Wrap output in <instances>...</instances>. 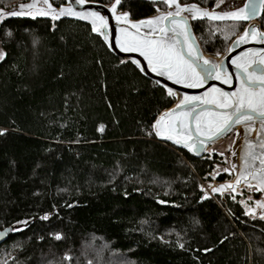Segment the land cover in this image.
<instances>
[{
  "label": "trees",
  "instance_id": "16d2710c",
  "mask_svg": "<svg viewBox=\"0 0 264 264\" xmlns=\"http://www.w3.org/2000/svg\"><path fill=\"white\" fill-rule=\"evenodd\" d=\"M27 1L0 0V8ZM165 8L121 4L133 19ZM193 26L216 54L244 24ZM0 45V232L10 230L0 264H264V220L237 198L201 199L222 158H193L156 138L153 122L174 96L90 25L10 19Z\"/></svg>",
  "mask_w": 264,
  "mask_h": 264
},
{
  "label": "snow or ice",
  "instance_id": "6c2138e0",
  "mask_svg": "<svg viewBox=\"0 0 264 264\" xmlns=\"http://www.w3.org/2000/svg\"><path fill=\"white\" fill-rule=\"evenodd\" d=\"M74 3L83 5L85 0H74ZM162 3L171 10L147 20L131 22L128 12L116 14L120 0H115L110 10L117 23L126 25L119 29L116 46L123 52H138L147 61L152 72L171 80L174 84H183L185 88L201 87L206 79L213 76L222 83H229L231 78L219 65L203 60L196 52L194 37L188 30L187 21L189 18L246 21L252 15L259 14L254 0H249L243 7L232 12L222 14L201 9L195 3L182 5L179 0H162ZM259 3L264 6V0H259ZM26 9L28 11H25ZM32 11L37 15L48 16L53 21L64 16L89 21L92 31L100 34H104L108 27L107 19L96 11H76L72 4L61 5L57 9L50 0H42L39 8L35 3L21 4L18 11H12L9 15L23 16L31 14ZM157 11L159 12V9ZM182 13H188L189 16H183ZM142 27L148 31L141 34ZM107 39L105 35L106 42ZM249 39L264 43V32H259L255 27L246 28L238 37L237 43H247ZM4 57L5 54L0 52V60ZM201 60L204 65H210L205 67L203 72L198 70ZM132 63L140 67L137 60H132ZM233 63L238 70V86L234 92L211 88L204 97L184 96L174 109L162 113L152 128L158 137H164L178 145L182 144L192 152L197 144L202 146L205 141L222 135L232 124L243 125L245 134L250 133L252 124L258 120L261 126L260 131L256 133L258 143L253 144L247 136L245 137L239 175L235 182L208 187L212 193L222 194L228 190L235 194L236 186L243 181L249 189L264 193V50L250 49L233 60ZM166 91L168 96L175 95L171 88ZM197 101L198 104L195 103ZM208 105H212L215 110H210ZM233 168H236V165H233ZM223 171L227 173L229 169L225 168ZM218 174L217 172L215 175ZM252 181H255V184ZM205 198L207 193L201 197ZM232 198L235 199V195ZM240 203L243 204L244 201L241 200ZM255 205L262 210L261 218L264 219V201H255ZM245 214L254 215V209L247 207Z\"/></svg>",
  "mask_w": 264,
  "mask_h": 264
},
{
  "label": "water",
  "instance_id": "95a60500",
  "mask_svg": "<svg viewBox=\"0 0 264 264\" xmlns=\"http://www.w3.org/2000/svg\"><path fill=\"white\" fill-rule=\"evenodd\" d=\"M141 1L147 2V1H161V0H141ZM114 2H115V0H112V2L110 4H103L101 2H97V1H93V0H85V3L83 5H77L74 3V0H65V2L62 5L67 6L68 4H72L73 8L76 11H96V12L100 13V15L104 16L108 21V27L106 29V32L104 34H100V33H96V32H93V33L95 35H98L103 40V42L105 44H107L106 46L108 47V49L116 57H118L119 59H123L124 61H127V62L131 63L132 65H134L137 68V70H139V72L143 76H145L146 78L156 82L160 87L164 88L165 90H167V88H171L173 90V92L175 93L174 103L169 108H165L163 111H161L156 116L155 121L157 120V118H159L161 116L162 113L167 112L170 109H174L176 107L177 103H179V101L184 96L204 97L205 93H207L209 91V89H211V88H217L223 92H228V93L234 92L236 90V87L238 86V82L236 79V77L238 75V70L236 69V67L233 63V60H235L237 57L241 56L243 53L248 52V50H250V49L256 50V51L264 50V43H260L256 40H253V39H249V41L247 43H237L238 37L241 34H243L244 29H246V28L251 29L252 27H255L259 32H264V30L262 29V26L259 22L260 18L263 15V12H264V6L260 5L259 0H254V2L256 3V5L259 9V14L252 15L251 18L246 20V21H236V20L227 19V18L226 19H214V20H210L207 18H203V19L197 18V19L193 20V19L189 18L187 21L188 30H189L191 36L194 37V44L196 47V52L200 56H202L203 60H208L212 64L219 65L224 70V72L227 73V75L231 78V80L229 83H222L221 80L215 79L213 76V78L206 79V81L203 83V85L201 87L185 88L183 86V84H174L171 80H168L165 77L159 76L155 72H152L148 68L147 61H145L144 58L142 56H140L138 52H123L116 46V36L119 34V29L126 27V25L123 23H117V21L115 20L114 15H113L112 11L110 10L111 5ZM179 2L181 3L180 0H179ZM247 2H249V0H232L231 2L229 1L226 4H223V5L221 4L219 6H214L212 8L203 7L202 5L197 4V3H195V4H197L201 9H207L209 12L222 14L225 12H232V11L236 10L237 8L243 7L244 4ZM29 3H35L36 7L39 8L42 4V0H29L27 2L19 3L13 7L8 8V9L0 8V31H1V27L3 26V24L10 19H13V20L14 19H32V20L49 19V20H52L48 16L37 15L35 13V11H32L31 14H26L23 16H11V15H9V13L12 11H18L19 6L21 4H29ZM50 3H52L51 0H50ZM121 4H122V0H120V4L118 5V7L116 9V14L128 12L129 13L128 19L131 22H136V21H140V20H147V19L152 18L153 16H156V15H159L161 13H165V12L171 10L169 8L165 11L159 10V12L157 11L155 14L150 15L148 17L141 18V19H133L132 18L133 16H131V13L129 11H125V10L121 9ZM181 4L185 5L183 3H181ZM186 4H193V3H186ZM60 6H56L53 4V7H56L57 9ZM25 11H28V10L26 9ZM182 15L186 16V17L189 16L188 13H182ZM67 19L69 21H77V22H82V23L88 24V25H90V27L92 29V25L89 21L81 20L77 17L64 16V17H61L60 19L55 20V21L67 20ZM203 21H213V22L236 21V22L244 23L245 27H244L243 31L230 42L229 46L227 47V49L225 50L224 53H222L219 56H212V55L205 54V51L202 48V46L198 40V37L195 33V30H194L193 24L195 22H203ZM132 31H134V30H132ZM140 31H141V34H143L144 32L148 31V29L142 27ZM105 35H107V37H108L107 42L105 41ZM132 60H137L138 62H140V67L138 68L135 64H133ZM203 60H201L199 65H198V70L201 72H203L205 67H210V65H207V66L204 65ZM195 103L198 104L199 102L197 101ZM201 107H204V106H201ZM207 107L210 110H215L212 105H208ZM155 121L153 122V124L155 123ZM260 127H261L260 122L257 120L255 123L252 124V131L250 133L245 134L243 125L232 124L230 129L225 131L222 135H219L218 137H215L212 140L205 141V143L202 146L197 144L192 152L188 151V149L185 148L182 144L178 145V144H175L171 140H168L164 137H158L156 135L154 129H153V133L159 141L164 142V143H168V144L174 146L175 148L180 149V150L188 153L193 158H202L204 155H206L208 153V150L210 149L211 146L220 142L221 140H223L224 138L229 136L231 133H234L235 140H234V144H233V147L231 150L232 154H231V160H230L231 169L229 170V172H227L228 175H232V178L225 180V181H219V176H215V179H213L212 178L213 175L212 174L210 175V179L214 183L212 186H219L221 184L234 183L235 182L237 176L239 175V168L241 165V156L243 153V146H244V142H245V137L247 136V139L249 141H251L253 144H257L258 138H257L256 133L258 131H260ZM233 165H236V168H233ZM257 166H258V162H257ZM252 183L255 184V181H252ZM243 188H248V187L242 181L241 184L236 186L235 194L231 193L228 190H225L222 194L231 193L232 195H235V197H236V196H238L239 191ZM205 193H207V198L202 199L203 201L210 199V198H213L214 196L222 195L221 193H212L211 189L209 192H204L203 196L205 195ZM255 193L261 195L260 196L261 200L264 201V193L257 192V191H255ZM257 214H258L257 216H259V219H262L261 218L262 210L260 212H257ZM262 220H264V219H262ZM9 231L10 230H5V231L0 232V245L7 238Z\"/></svg>",
  "mask_w": 264,
  "mask_h": 264
},
{
  "label": "rangeland",
  "instance_id": "374dc122",
  "mask_svg": "<svg viewBox=\"0 0 264 264\" xmlns=\"http://www.w3.org/2000/svg\"><path fill=\"white\" fill-rule=\"evenodd\" d=\"M231 2L232 0H222V2H220V0H217L215 2V4L212 6H217V5H223V4H226L227 2ZM157 2H162L161 1H157ZM182 3V2H181ZM183 4H186V3H183ZM205 7V6H203ZM210 7V8H212ZM168 7L166 6L165 9H162L163 11L167 10ZM210 22H213V21H210ZM226 22H236V21H226ZM260 22V20H259ZM218 23H222V22H218ZM236 23H241V22H236ZM241 24H244V23H241ZM261 24V22H260ZM262 26V24H261ZM244 27H245V24H244ZM243 27V29H244ZM243 29L237 34L239 35ZM262 29L264 30L263 26H262ZM236 35V36H237ZM235 36V37H236ZM234 37V38H235ZM233 38V39H234ZM232 39V40H233ZM199 40V39H198ZM231 40V41H232ZM230 41V42H231ZM200 42V41H199ZM230 44V43H229ZM228 44V46H229ZM227 46V47H228ZM227 49V48H226ZM0 52H3L2 51V48H1V45H0ZM225 52V51H224ZM222 52V53H224ZM222 53H216V54H208L205 52V54H208V55H212V56H219L221 55ZM234 140H235V135L234 133H231L229 136H227L226 138H224L223 140H221L220 142L214 144L213 146L210 147V149L208 150V154H218L222 160H221V163L217 165L216 169L214 170V172L212 173V175H215L217 172L219 173L218 175H215V176H220V175H223V174H227L226 172L223 171V169L227 168V169H231V166H230V160H231V150H232V147H233V144H234ZM231 178H232V175H230ZM230 178V179H231ZM214 183L212 182V180L210 182H205L202 184V189L204 192H209L210 191V188L208 187L209 185H213ZM242 193V194H241ZM256 193L254 190L252 189H249V188H243L239 191V194L238 196H236L235 198L239 199V201L243 200L244 203L242 204L244 209H245V212L247 210V207H251L254 209V212L255 214H248L250 217H252L253 219H259V216H257V212H260L261 209L257 208L256 205H255V201H258V200H261V197L259 198H256L255 197ZM259 195V194H258ZM221 197H226V196H231V198L233 197V195L231 193H225V194H222L220 195ZM261 196V195H260ZM214 197H218V196H214ZM249 197H251V199H249ZM225 200V198H222ZM223 202V201H222ZM263 221V220H262ZM87 250H89V248H87ZM114 262L110 263V264H113ZM117 263V262H115ZM114 263V264H115ZM122 262H120L119 264H121ZM95 264H104V262H99V261H96ZM124 264V263H122Z\"/></svg>",
  "mask_w": 264,
  "mask_h": 264
},
{
  "label": "built area",
  "instance_id": "2783aa9c",
  "mask_svg": "<svg viewBox=\"0 0 264 264\" xmlns=\"http://www.w3.org/2000/svg\"><path fill=\"white\" fill-rule=\"evenodd\" d=\"M214 198V197H213ZM222 198H224L223 196L221 197V200L223 201V202H225L226 201V199L224 200V199H222Z\"/></svg>",
  "mask_w": 264,
  "mask_h": 264
}]
</instances>
